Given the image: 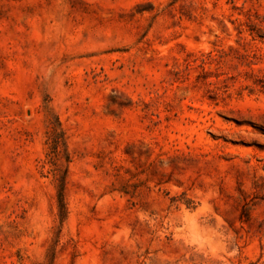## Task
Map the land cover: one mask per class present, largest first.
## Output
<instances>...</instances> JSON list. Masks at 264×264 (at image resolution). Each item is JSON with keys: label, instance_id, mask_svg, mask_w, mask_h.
Masks as SVG:
<instances>
[{"label": "rangeland", "instance_id": "1", "mask_svg": "<svg viewBox=\"0 0 264 264\" xmlns=\"http://www.w3.org/2000/svg\"><path fill=\"white\" fill-rule=\"evenodd\" d=\"M0 264H264V0H0Z\"/></svg>", "mask_w": 264, "mask_h": 264}]
</instances>
